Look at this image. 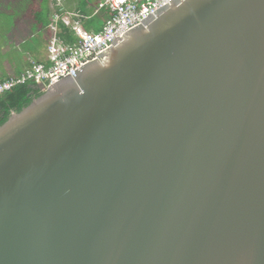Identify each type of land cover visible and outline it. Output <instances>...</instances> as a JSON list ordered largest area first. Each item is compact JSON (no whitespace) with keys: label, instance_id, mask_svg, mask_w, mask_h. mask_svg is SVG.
Masks as SVG:
<instances>
[{"label":"water","instance_id":"water-1","mask_svg":"<svg viewBox=\"0 0 264 264\" xmlns=\"http://www.w3.org/2000/svg\"><path fill=\"white\" fill-rule=\"evenodd\" d=\"M0 264H264V0H171L13 112Z\"/></svg>","mask_w":264,"mask_h":264},{"label":"built area","instance_id":"built-area-1","mask_svg":"<svg viewBox=\"0 0 264 264\" xmlns=\"http://www.w3.org/2000/svg\"><path fill=\"white\" fill-rule=\"evenodd\" d=\"M171 0H99L96 10L108 17L100 30L85 28L86 17L69 11L64 0H53L48 24L47 59H29L30 66L19 76L0 83V94L14 87L33 84L45 92L97 55ZM73 40L69 41V38Z\"/></svg>","mask_w":264,"mask_h":264},{"label":"crops","instance_id":"crops-1","mask_svg":"<svg viewBox=\"0 0 264 264\" xmlns=\"http://www.w3.org/2000/svg\"><path fill=\"white\" fill-rule=\"evenodd\" d=\"M3 1L8 2L6 5L9 6L15 2H17L18 4L20 3V0H3ZM79 1L81 0H64V4L67 9L74 11L76 10L77 7L76 5L78 4ZM36 2H37L36 7L42 11L41 12L38 9V11L40 12L39 14L43 13L47 16L46 25L48 26L52 13L54 11V2L53 0H36ZM96 7L97 6H95L94 3H92L86 8L87 14H85L86 19L84 26L86 27V24L88 23L92 24L89 29L87 28L88 30L97 31L98 27L99 29H101L105 21L104 18L99 20L101 21L99 24L94 23L95 17L100 18L99 16L100 12H97ZM24 17H26V15ZM27 17L29 16L27 15ZM27 26L28 23L25 25V22H22V20L18 19L14 27V29H16V32L18 33L16 35L14 45L12 46L9 43H5V44L1 43L0 45V51H2V53L5 52L7 53V55L9 53H13L12 57L8 59L9 61L8 69L2 70L0 72V81L8 79L10 77H15L21 74L22 72H24L30 66L29 63L30 58L37 61H45L47 59L48 33H46V40L43 43V47H36L31 49V51H25L21 49L20 46L24 44V39L26 35L23 33L27 31ZM36 27L39 28V25L38 26L35 25V28ZM20 35L22 36L21 38H19Z\"/></svg>","mask_w":264,"mask_h":264},{"label":"rangeland","instance_id":"rangeland-1","mask_svg":"<svg viewBox=\"0 0 264 264\" xmlns=\"http://www.w3.org/2000/svg\"><path fill=\"white\" fill-rule=\"evenodd\" d=\"M7 3L0 0V45L1 43L14 45L16 35L18 34L14 27L18 19H20L22 22H25V25L28 23L27 31L23 33L26 35L24 44L20 46L21 49L31 51L33 48L43 47V43L46 40V32L38 27L35 28L37 23L36 18H38V14L40 13L37 11L39 8L36 7V0H20L19 4L15 2L10 6L6 5ZM25 15L26 17H24ZM21 37L20 35L19 38ZM6 55L7 53L0 51V72L8 69V59L12 57L13 53Z\"/></svg>","mask_w":264,"mask_h":264},{"label":"trees","instance_id":"trees-1","mask_svg":"<svg viewBox=\"0 0 264 264\" xmlns=\"http://www.w3.org/2000/svg\"><path fill=\"white\" fill-rule=\"evenodd\" d=\"M98 2L99 0H81L76 5L77 7L74 11L80 13L83 16H86V8L92 3L97 6ZM99 16L100 18L95 17L94 23L99 24L101 22L99 20L104 18L106 19L108 17V13L105 10H102L100 11ZM46 17L47 16L43 13L38 14V18H36V25H39V28L41 30L45 31L46 33H49L48 26L46 25ZM91 25L92 24L88 23L86 24L85 28L89 29ZM97 29L100 30L99 27ZM68 40L71 41L73 39L70 37ZM2 81H0V83ZM43 93L44 92L39 89V87H35L33 86V84H25L14 87L13 89L7 91L4 94H0V126L3 125L9 119L13 112H20L23 108L27 107L35 98L40 97Z\"/></svg>","mask_w":264,"mask_h":264}]
</instances>
